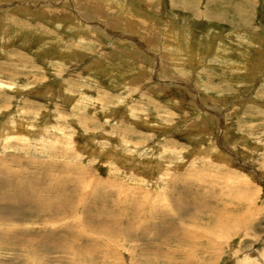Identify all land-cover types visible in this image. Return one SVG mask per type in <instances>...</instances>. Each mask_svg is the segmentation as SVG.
Here are the masks:
<instances>
[{
	"label": "rangeland",
	"instance_id": "obj_1",
	"mask_svg": "<svg viewBox=\"0 0 264 264\" xmlns=\"http://www.w3.org/2000/svg\"><path fill=\"white\" fill-rule=\"evenodd\" d=\"M0 264H264V0H0Z\"/></svg>",
	"mask_w": 264,
	"mask_h": 264
},
{
	"label": "bare ground",
	"instance_id": "obj_2",
	"mask_svg": "<svg viewBox=\"0 0 264 264\" xmlns=\"http://www.w3.org/2000/svg\"><path fill=\"white\" fill-rule=\"evenodd\" d=\"M144 51V50H143ZM160 167V166H159ZM40 199V198H39ZM41 200V199H40ZM43 200V199H42ZM31 201V200H30ZM66 201V200H65ZM35 203V199H34V202ZM40 204V203H39ZM38 207V206H37ZM59 209V208H58ZM35 212V211H34ZM37 213V212H36ZM109 226V225H108ZM112 228V227H111ZM115 228V227H114ZM114 231V230H113Z\"/></svg>",
	"mask_w": 264,
	"mask_h": 264
}]
</instances>
